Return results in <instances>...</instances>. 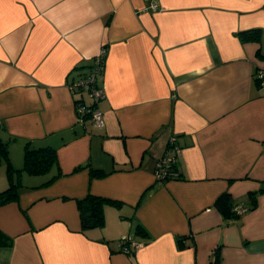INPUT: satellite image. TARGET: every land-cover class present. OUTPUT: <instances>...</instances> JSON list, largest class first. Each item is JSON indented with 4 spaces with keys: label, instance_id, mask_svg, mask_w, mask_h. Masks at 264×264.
<instances>
[{
    "label": "crops",
    "instance_id": "crops-1",
    "mask_svg": "<svg viewBox=\"0 0 264 264\" xmlns=\"http://www.w3.org/2000/svg\"><path fill=\"white\" fill-rule=\"evenodd\" d=\"M148 4L0 0V139L19 185L0 205V264H208L217 245L221 264H264V192L233 219L215 206L225 191L246 206L264 186V0ZM256 27L260 42L239 39ZM103 47L97 128L77 119L68 83ZM172 136L178 175L158 180ZM27 146L55 151L47 171L25 169ZM88 193L120 204L82 231ZM123 236L141 246L123 252Z\"/></svg>",
    "mask_w": 264,
    "mask_h": 264
},
{
    "label": "trees",
    "instance_id": "trees-1",
    "mask_svg": "<svg viewBox=\"0 0 264 264\" xmlns=\"http://www.w3.org/2000/svg\"><path fill=\"white\" fill-rule=\"evenodd\" d=\"M239 39L243 42H260L262 36L261 28H249L238 32ZM256 56L264 60V53L260 49L257 50ZM104 60L103 63L104 64ZM96 56L93 57L92 63L87 65L85 71L81 72L79 76L90 75L96 67ZM85 66H81L80 69H84ZM103 70L99 71V76L95 79V86H99L98 82L101 79ZM75 97V102L82 99L80 91L72 93ZM85 116H83L84 118ZM55 159V151L50 147L30 148L25 147L24 151V167L31 173L39 174L47 171L51 163ZM6 163L7 173L9 177V185L3 191H0V205H3L9 201L17 200L19 185L15 178H12L14 172L9 164L8 149L5 142L0 139V164ZM176 170V168H175ZM19 173V172H18ZM94 175H102L101 172L92 170ZM261 192H264V186L259 187L257 190L250 191L248 193V201L246 204L247 210L255 208L257 204V196ZM77 210L80 218L81 230L85 231L88 229L102 227L105 223L104 207L107 204L118 206L120 203L115 200L94 195L92 193L86 194L84 197L76 200ZM215 206L221 212L225 219H233L239 214L234 209V203L229 192L225 191L221 193L215 200ZM245 206V205H244ZM139 226L136 225L135 230H138ZM8 243V238L0 231V245ZM208 264H221V246H215L209 256Z\"/></svg>",
    "mask_w": 264,
    "mask_h": 264
},
{
    "label": "built area",
    "instance_id": "built-area-1",
    "mask_svg": "<svg viewBox=\"0 0 264 264\" xmlns=\"http://www.w3.org/2000/svg\"><path fill=\"white\" fill-rule=\"evenodd\" d=\"M159 0H149L148 7L155 11L158 9ZM106 48L103 47L96 55V67L93 72L88 76H79L75 80H71L68 83V87L71 93L80 91L83 96L82 99L76 101V115L78 120H82L83 116L90 117L93 125L97 128H101L104 124L103 114L100 110L95 108V103L104 98V92L101 87L95 86V79L99 76V71L104 69L103 60L105 62ZM256 78L259 82L260 88H264V69H260L256 73ZM84 96L90 99V102H85ZM179 146L176 141V137L172 136L169 139L167 150L164 155L157 161L155 176L158 180H163L169 177H176L177 171L176 161L179 153ZM235 211L240 214L247 211V207L244 205H237L234 207ZM119 242L123 244L122 251L130 254L135 252L140 246V243L129 241L127 236H123Z\"/></svg>",
    "mask_w": 264,
    "mask_h": 264
}]
</instances>
